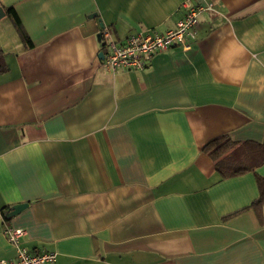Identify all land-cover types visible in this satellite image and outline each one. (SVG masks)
<instances>
[{"label":"crops","instance_id":"0c3cea01","mask_svg":"<svg viewBox=\"0 0 264 264\" xmlns=\"http://www.w3.org/2000/svg\"><path fill=\"white\" fill-rule=\"evenodd\" d=\"M186 0H0V260L22 245L49 264H264L254 172L220 178L212 138L264 141V0H191L192 50L142 71L103 66L99 33L164 32ZM104 26L101 27L100 23ZM264 176V164L256 168ZM29 205L12 218L13 205Z\"/></svg>","mask_w":264,"mask_h":264},{"label":"built area","instance_id":"2783aa9c","mask_svg":"<svg viewBox=\"0 0 264 264\" xmlns=\"http://www.w3.org/2000/svg\"><path fill=\"white\" fill-rule=\"evenodd\" d=\"M182 18L176 26L164 32L149 29L131 33L125 39H117L111 28L103 27V66L116 74L123 71H142L147 69L152 59L172 48L180 47L184 52L193 49L198 39L200 16L205 11L214 10L212 3L193 4L186 0ZM26 233L24 228L6 225L3 234L16 251L15 259H1L0 264H49L57 261L54 251H32L22 245L21 238Z\"/></svg>","mask_w":264,"mask_h":264},{"label":"trees","instance_id":"16d2710c","mask_svg":"<svg viewBox=\"0 0 264 264\" xmlns=\"http://www.w3.org/2000/svg\"><path fill=\"white\" fill-rule=\"evenodd\" d=\"M7 13L12 17L15 27L25 42L31 46V39L25 30L20 17L14 7H8ZM28 43H31L28 45ZM103 45V43H102ZM103 47V46H102ZM8 66L3 51L0 49V73L5 72ZM203 152L209 155L215 164V169L220 178L239 176L254 172L259 188V197L250 206L262 222L264 206V176L256 173V168L264 164V141L255 140L235 141L228 134L216 136L205 143Z\"/></svg>","mask_w":264,"mask_h":264},{"label":"water","instance_id":"95a60500","mask_svg":"<svg viewBox=\"0 0 264 264\" xmlns=\"http://www.w3.org/2000/svg\"><path fill=\"white\" fill-rule=\"evenodd\" d=\"M6 11L4 10V8L2 6H0V18H2L3 16H5ZM101 27L104 26L103 22L100 23ZM99 39H101V33H99ZM99 57L101 59H103L104 54L101 51L99 53ZM29 205L28 202H24V203H19V204H15L13 206H11L5 213L7 218H12L13 216L17 215L19 212H21L25 207H27Z\"/></svg>","mask_w":264,"mask_h":264}]
</instances>
